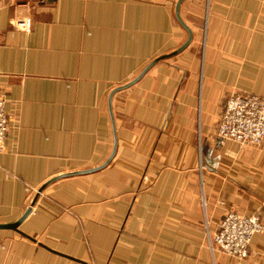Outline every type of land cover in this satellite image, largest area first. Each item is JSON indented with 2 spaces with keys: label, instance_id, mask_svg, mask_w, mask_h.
Instances as JSON below:
<instances>
[{
  "label": "crops",
  "instance_id": "obj_1",
  "mask_svg": "<svg viewBox=\"0 0 264 264\" xmlns=\"http://www.w3.org/2000/svg\"><path fill=\"white\" fill-rule=\"evenodd\" d=\"M1 0L0 264H264L212 253L226 210L264 223V141L220 142L232 92L264 95V0ZM30 19L22 30L16 19ZM93 173L50 179L104 164ZM38 198L33 203L35 196ZM33 203V204H32Z\"/></svg>",
  "mask_w": 264,
  "mask_h": 264
},
{
  "label": "built area",
  "instance_id": "obj_2",
  "mask_svg": "<svg viewBox=\"0 0 264 264\" xmlns=\"http://www.w3.org/2000/svg\"><path fill=\"white\" fill-rule=\"evenodd\" d=\"M30 26V19L19 21L21 29ZM9 121L5 100L0 96V152L5 147ZM217 135L221 143L230 140L240 146H260L264 141V96L245 92L228 95L218 122ZM263 232L264 224L258 216H247L228 209L213 238L209 235L210 248L243 259L249 255L253 236Z\"/></svg>",
  "mask_w": 264,
  "mask_h": 264
},
{
  "label": "water",
  "instance_id": "obj_3",
  "mask_svg": "<svg viewBox=\"0 0 264 264\" xmlns=\"http://www.w3.org/2000/svg\"><path fill=\"white\" fill-rule=\"evenodd\" d=\"M183 2V0H178L177 4H176V17L178 18L179 22L187 29L188 33H189V37H188V40L185 42V44H183L180 48H178L177 50H174L173 52L169 53V54H165V55H162V56H159L158 58L154 59L150 64H148V66H146L143 71L139 74V76L132 80L131 82L125 84V85H122V86H119L118 88H116L112 93H111V96H110V105L112 103V99H113V95L117 92V91H120L122 89H125L131 85H133L135 82H137L143 75L144 73L149 70L155 63H157L158 61L162 60V59H165L167 57H170V56H173L177 53H179L180 51H182L185 47H187L189 45V43L191 42L192 40V37H193V33H192V30L190 29V27L183 21L181 15H180V6H181V3ZM111 118H112V123H113V130H114V148H113V152L111 154V156L108 158V160L102 164L101 166H97V167H94V168H91V169H87V170H81V171H75V172H71V173H67V174H63V175H60V176H56L52 179H50L48 182H46L38 191V194L40 192H42L49 184H51L52 182L60 179V178H63V177H66V176H73V175H81V174H87V173H93V172H96L98 170H101L103 169L105 166H107L109 164V162L112 160V158L114 157L115 155V151H116V146H117V135H116V128H115V122H114V117H113V112H111ZM38 194L35 196L34 200H33V203H35V201L37 200L38 198ZM32 203V204H33ZM31 209H32V206L29 207L26 212L24 213V215L22 216V218H20V220L14 222V223H10V224H0V229H17V227L21 224V222L30 214L31 212Z\"/></svg>",
  "mask_w": 264,
  "mask_h": 264
},
{
  "label": "rangeland",
  "instance_id": "obj_4",
  "mask_svg": "<svg viewBox=\"0 0 264 264\" xmlns=\"http://www.w3.org/2000/svg\"><path fill=\"white\" fill-rule=\"evenodd\" d=\"M26 19H29L28 17L26 18ZM21 20H24V19H16V20H14L11 24H12V26H16L17 28H19V29H21L20 27H19V21H21ZM29 28H27V29H22V30H28ZM236 92H241V91H236ZM231 94V93H230ZM259 95H262V94H259ZM262 96H264V95H262ZM250 146H254V145H250ZM227 211V210H226ZM226 213V212H225ZM264 224V223H263ZM209 235H211V237L213 238V236H214V234H207V243H208V245H209V248H210V244H209ZM252 244V243H251ZM251 247V246H250ZM210 250H211V248H210ZM212 251V250H211ZM218 250H216V249H214L213 251H212V253H214V252H217ZM247 258V257H246ZM243 259H245V258H243Z\"/></svg>",
  "mask_w": 264,
  "mask_h": 264
}]
</instances>
